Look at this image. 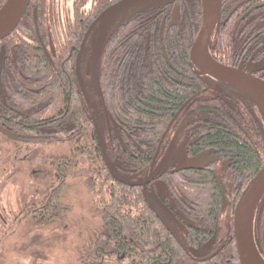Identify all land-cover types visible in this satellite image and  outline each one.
Instances as JSON below:
<instances>
[{"label": "trees", "instance_id": "obj_1", "mask_svg": "<svg viewBox=\"0 0 264 264\" xmlns=\"http://www.w3.org/2000/svg\"><path fill=\"white\" fill-rule=\"evenodd\" d=\"M117 1L28 0L5 40L18 54L10 64L0 55V76L10 100L41 112L10 119L11 135L0 132V200L7 187L16 192L10 213L0 209V264H241L233 215L241 192L264 164V110L253 96H247L256 106L251 114L206 95L208 77L194 73L190 59L203 23L202 0L134 10L108 35L96 75L103 103L120 128L113 126L105 137L114 173L125 178L148 174L184 104L208 111L199 121L195 150L211 149L229 161L219 181L201 171L175 178L185 195L191 186L196 190L194 217L211 227L208 238L202 231V240H218L211 258L195 261L188 251L195 246L193 230L178 239L153 215L140 187L114 178L87 104L83 107L76 94L73 47H80L93 22ZM5 2L0 0V8ZM184 5L191 25L186 20L181 34L177 27L168 31L170 20L186 13ZM47 14L54 20H46ZM238 29L220 21L213 42L222 56L233 54ZM37 30H50L58 41L54 63L44 56ZM62 59L70 63L63 66ZM32 85L39 92L28 91ZM65 123L76 124L75 129L69 131ZM230 185L236 192L226 201L222 189ZM254 236L264 258V195L254 216Z\"/></svg>", "mask_w": 264, "mask_h": 264}, {"label": "flooded vegetation", "instance_id": "obj_2", "mask_svg": "<svg viewBox=\"0 0 264 264\" xmlns=\"http://www.w3.org/2000/svg\"><path fill=\"white\" fill-rule=\"evenodd\" d=\"M183 9L186 10V13H181L180 17L177 20H170L168 24V31L171 27H177L179 34H181L182 28L186 27V20H189V24L191 25L190 13L188 12L187 6L184 5ZM46 20L54 19L49 17V14H47ZM220 21H223V24H227L230 22L232 24H235V26L236 24L239 26V29L233 32L234 51L232 55L225 54L222 56L221 54H223V52L221 50H217V43L213 42V36L216 29L219 27ZM255 27H263V31H256ZM87 32L83 36L80 47L76 50L74 49V46V53H71L70 56L72 57L73 54H76V61H74L76 78H78V88L76 90V94L81 97V100L84 103L83 107H85V103L87 104L86 107L88 109V114L92 116L90 119H92V122L95 124L96 137L98 139L99 147L102 152L99 139H103L106 149L105 137H108V132L113 131V126L116 127L117 131H119L120 128H118L119 126L112 119L103 103V99L100 94V83L98 78L92 72L88 73L91 78H88L86 80L84 76L83 71L86 70V66L91 64V44L93 42V39L95 37L97 38L99 35L97 28H95L89 35V39H87L88 41H86V44L83 47V42ZM36 33L39 37V40L41 41L42 48L45 53L44 56L47 57L48 60L52 61V63H54L55 59H59L58 53L60 46L58 41L51 34L50 30H37ZM236 34H238V37H235ZM7 38L0 41V49L2 48L0 52L1 58L4 60V64H10V62L16 63V60L18 58L17 51L14 50L13 47H11L12 44H10L9 41H5ZM209 50L213 58L216 59L219 63L228 67L238 69L248 75H251V77L264 82V0H222L218 23L209 43ZM79 57L80 63L78 66ZM67 60L68 59H62L61 64L64 66L70 63L67 62ZM191 63L194 73L199 74L192 61ZM204 77H208L209 80L207 82L208 89L206 91V95L208 96V98L212 97L222 99L225 101L227 107H230L231 102H233L232 105L238 112H245L246 110H248L251 114H254L256 106L254 107L251 104L252 101H250L247 96L252 95L245 89H243V91L241 87L219 81L208 75ZM37 80L38 78H35L33 81L36 82ZM28 91L39 92L33 87V85L32 87L28 88ZM186 105L187 104H184L178 110L166 133L164 134L162 142L158 147L148 174L142 176H128L126 178L121 176L119 177L128 181L129 186L140 187L142 189L145 202L149 209L152 211L153 215L163 225H166L171 233L178 239H183L184 236L188 234V231L193 230L192 234L195 235V238L193 239L195 246L189 247L188 251L193 260L203 261L212 257V243H216V241L218 242V240L213 241V238L209 241L202 240V231H207L208 235L206 238H208L211 227L201 226L194 217L195 214L192 210L195 208L194 203L197 204V202L195 201V197L192 196L195 194L196 190L193 186H191L189 189V194L185 195L183 190L179 187V185L177 186L174 181L176 177H181L179 175H185L187 172L194 171L207 173L208 175L215 177V179L219 181V179L223 177L222 173L224 172V170L228 168L229 161L222 158L220 159L215 153L211 151V149L206 148L202 151L195 150L194 145L199 144L198 142L201 138L197 134V130H199V121L201 122L204 118H207L203 115L206 113L208 114V111L197 110L191 105L190 107ZM5 108L8 109L5 110ZM40 112V110H35V108L33 107H22L19 104H16L14 101L10 100V95L8 93V90H6L4 87L1 74L0 132L6 135H11L13 134L11 131L12 127L8 123L10 119L12 121H17L18 118L22 115L30 116L33 114L34 116H36ZM38 125L40 126L41 124H37L36 126ZM65 125L69 131L74 130L76 126V124L74 123H65ZM41 127L42 126H40L39 132L44 131ZM164 161H167L165 170H163L157 176L152 177L151 175L157 170L158 167H160V165ZM181 165L184 166V169L182 170L180 169ZM189 178L193 179V176H189ZM138 182H141V184L133 185ZM227 189L229 190L222 189L223 197L224 199H226V201L232 199L234 193L236 192V188L232 185H230V187H227ZM182 241V245L185 246L184 240Z\"/></svg>", "mask_w": 264, "mask_h": 264}, {"label": "water", "instance_id": "obj_3", "mask_svg": "<svg viewBox=\"0 0 264 264\" xmlns=\"http://www.w3.org/2000/svg\"><path fill=\"white\" fill-rule=\"evenodd\" d=\"M171 1L173 0H119L100 14L90 26L83 42L84 47L88 36L98 26L99 35L92 48V70L96 73L98 72L109 33L132 11ZM27 2L28 0H6L0 8V41L15 31L24 14ZM221 4L222 0H203V24L190 51L191 61L200 75H208L219 81L245 89L264 108V82L238 69L219 63L210 53L209 43L218 23ZM113 22L114 24H112ZM79 59L80 57L78 58V66L80 63ZM99 140L104 160L110 172L114 178L128 184V181L114 174L113 165L109 161L104 141L102 138ZM166 162L164 161L151 176H157L165 170ZM180 169H184V166L181 165ZM140 184L141 182H138L133 185ZM263 195L264 164L257 175L249 181L235 207L234 234L241 264H264V258L256 245L254 236V216Z\"/></svg>", "mask_w": 264, "mask_h": 264}, {"label": "rangeland", "instance_id": "obj_4", "mask_svg": "<svg viewBox=\"0 0 264 264\" xmlns=\"http://www.w3.org/2000/svg\"><path fill=\"white\" fill-rule=\"evenodd\" d=\"M89 6H90V4L88 5V7H89ZM112 24H114V22H113ZM96 39H97L96 37L93 39V42H92V44H91L92 48H93V46H94V44H95V42H96ZM89 72H92V73L97 77L96 72H94V71L92 70V64L86 66V70L83 71L86 80H87L88 78H91V77L88 75ZM7 197H9V199H7ZM15 199H16V192H15L14 188H11V187L8 188V187H7V188L3 191V193H2V198H1V200H0V209H2L3 213H5V215H7V214L10 213V212H9V210H10V208H9V207H10V204H9V203H10V202H9V201H11L12 203L14 202L13 206H14V207L16 206Z\"/></svg>", "mask_w": 264, "mask_h": 264}, {"label": "bare ground", "instance_id": "obj_5", "mask_svg": "<svg viewBox=\"0 0 264 264\" xmlns=\"http://www.w3.org/2000/svg\"><path fill=\"white\" fill-rule=\"evenodd\" d=\"M89 37V36H88Z\"/></svg>", "mask_w": 264, "mask_h": 264}]
</instances>
